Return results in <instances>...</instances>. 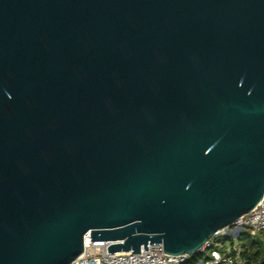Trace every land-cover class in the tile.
Listing matches in <instances>:
<instances>
[{
  "label": "water",
  "instance_id": "water-1",
  "mask_svg": "<svg viewBox=\"0 0 264 264\" xmlns=\"http://www.w3.org/2000/svg\"><path fill=\"white\" fill-rule=\"evenodd\" d=\"M264 203V0H0V264L195 255Z\"/></svg>",
  "mask_w": 264,
  "mask_h": 264
},
{
  "label": "built area",
  "instance_id": "built-area-1",
  "mask_svg": "<svg viewBox=\"0 0 264 264\" xmlns=\"http://www.w3.org/2000/svg\"><path fill=\"white\" fill-rule=\"evenodd\" d=\"M251 232L252 236L264 234V203H260L253 211L240 217L231 227L217 232L197 253L204 257L196 264H246L244 248L235 243L242 233ZM232 241V242H229ZM117 242H91L85 237V250L72 264H190L193 255L165 256L163 245L148 244L138 253H109L108 248L118 245Z\"/></svg>",
  "mask_w": 264,
  "mask_h": 264
},
{
  "label": "trees",
  "instance_id": "trees-1",
  "mask_svg": "<svg viewBox=\"0 0 264 264\" xmlns=\"http://www.w3.org/2000/svg\"><path fill=\"white\" fill-rule=\"evenodd\" d=\"M246 239L243 248V257L246 264H264V234L252 236L251 232L245 231L241 235ZM240 238V240H241ZM203 255L196 253L190 260V264H196L203 259Z\"/></svg>",
  "mask_w": 264,
  "mask_h": 264
},
{
  "label": "rangeland",
  "instance_id": "rangeland-1",
  "mask_svg": "<svg viewBox=\"0 0 264 264\" xmlns=\"http://www.w3.org/2000/svg\"><path fill=\"white\" fill-rule=\"evenodd\" d=\"M244 233H245V232H244ZM240 238H241V237H240ZM240 238H239L238 240H236L235 243H237V244L240 243L241 245H244L246 239L244 238V236L241 238V240H240ZM229 242H232V241H229Z\"/></svg>",
  "mask_w": 264,
  "mask_h": 264
}]
</instances>
